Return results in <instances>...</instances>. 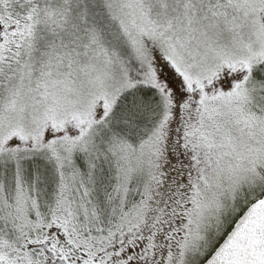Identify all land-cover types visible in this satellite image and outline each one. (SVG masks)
Listing matches in <instances>:
<instances>
[{
    "label": "rangeland",
    "instance_id": "1",
    "mask_svg": "<svg viewBox=\"0 0 264 264\" xmlns=\"http://www.w3.org/2000/svg\"><path fill=\"white\" fill-rule=\"evenodd\" d=\"M231 1L159 5L162 33L125 0L129 16L121 5L117 18L133 58L111 39H56L65 15H49L46 41L36 31L27 42L18 90L0 100L1 259L26 260L28 242L57 228L94 262L205 261L264 194V84L249 80L264 60V0ZM134 59L164 106L142 141L129 102L111 110Z\"/></svg>",
    "mask_w": 264,
    "mask_h": 264
},
{
    "label": "trees",
    "instance_id": "2",
    "mask_svg": "<svg viewBox=\"0 0 264 264\" xmlns=\"http://www.w3.org/2000/svg\"><path fill=\"white\" fill-rule=\"evenodd\" d=\"M136 1L142 15L162 33L163 30L155 24L164 20L162 17L159 19L160 15L157 16L159 20H155L159 5L171 6L176 4L182 6L185 2L193 3L196 1L201 6L209 4L215 6L218 3H225L231 10L234 8L231 0ZM124 2L125 0H0V100L12 98L18 90L16 78L19 79L22 74L20 71L25 67V55L29 47L27 42L36 31L42 41H46L48 32L44 24L45 20L51 18L50 14H54L56 19L60 18L62 14L65 15L64 18L59 19L60 24L52 33L56 39L65 36L67 33L78 36L80 40L86 36L91 37V39L102 38V41L105 42L111 39L112 44L119 46L118 50H121L122 47L128 48V53L132 57V50L124 40L125 37L122 35L119 26L120 21L117 18L121 5L125 7L123 9L126 11L123 12L124 15L129 16L128 4H123ZM58 14H61L60 17ZM101 45L105 48V45ZM135 63L138 74L131 76L130 73L126 74L128 87L124 86L117 92L111 110L113 117H117L118 112L122 110L126 102H129L125 109L127 111L125 115L138 114V121L140 122L142 119L145 121L141 127L134 124L140 133L139 140L142 141L146 140L159 124L160 118L163 116L164 106L159 89L141 80L139 71L142 70V67L139 65V61L135 60ZM249 78V80L256 78L264 84V60L251 66ZM138 106L151 110V117L147 119L142 116ZM132 118L129 120L130 123H133ZM144 133L150 134L146 137Z\"/></svg>",
    "mask_w": 264,
    "mask_h": 264
},
{
    "label": "water",
    "instance_id": "3",
    "mask_svg": "<svg viewBox=\"0 0 264 264\" xmlns=\"http://www.w3.org/2000/svg\"><path fill=\"white\" fill-rule=\"evenodd\" d=\"M202 264H264V194L244 209Z\"/></svg>",
    "mask_w": 264,
    "mask_h": 264
},
{
    "label": "flooded vegetation",
    "instance_id": "4",
    "mask_svg": "<svg viewBox=\"0 0 264 264\" xmlns=\"http://www.w3.org/2000/svg\"><path fill=\"white\" fill-rule=\"evenodd\" d=\"M63 233L57 228L49 230L44 236L42 243L34 244L28 242L27 247V258L26 260L12 258H5L6 261L0 258V264H103V260L98 258L92 261L85 251H79L72 253L70 247H65L61 241ZM59 238V240H57ZM32 243V244H31ZM23 261H27L23 263ZM129 264V260L126 256H121L119 259L109 258L106 264H116L117 262Z\"/></svg>",
    "mask_w": 264,
    "mask_h": 264
}]
</instances>
